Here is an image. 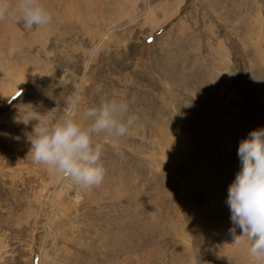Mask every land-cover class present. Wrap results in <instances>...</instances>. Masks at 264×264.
Wrapping results in <instances>:
<instances>
[{"label":"rangeland","instance_id":"374dc122","mask_svg":"<svg viewBox=\"0 0 264 264\" xmlns=\"http://www.w3.org/2000/svg\"><path fill=\"white\" fill-rule=\"evenodd\" d=\"M145 1L124 0L123 13L116 3L82 7L83 26L64 21L56 7L61 16L47 27L7 19L16 39L0 41V94L7 95L0 98V264H139V229L172 236L152 188L160 199L177 195L188 159L190 172L204 170L196 198L214 203L241 168V139L264 128V0ZM131 10L137 20L124 16L114 26ZM25 71L33 79L14 90ZM105 97L127 102L134 119L125 136L96 138L106 169L99 186L83 188L34 163L30 133L38 121L22 119L58 120L77 100L72 115L86 123V110ZM147 181L149 194L138 185ZM211 221L194 234L198 244L187 236L209 257ZM127 255L132 263L122 260Z\"/></svg>","mask_w":264,"mask_h":264},{"label":"clouds","instance_id":"9594fccd","mask_svg":"<svg viewBox=\"0 0 264 264\" xmlns=\"http://www.w3.org/2000/svg\"><path fill=\"white\" fill-rule=\"evenodd\" d=\"M11 17L26 29L53 23V14L43 0H0V21ZM128 109L127 102L105 97L86 110L87 122L82 123L72 115L77 110V100H72L69 113L58 120L22 119L25 125L38 121L30 133L29 154L34 163L76 185L99 186L106 169L101 162L104 145L96 138L101 134L125 136L134 119L128 116ZM237 154L241 168L229 186L227 203L233 224L241 233L237 235L234 228L230 232L233 243L246 250L249 264H264V128L253 129L242 138Z\"/></svg>","mask_w":264,"mask_h":264},{"label":"bare ground","instance_id":"6f19581e","mask_svg":"<svg viewBox=\"0 0 264 264\" xmlns=\"http://www.w3.org/2000/svg\"><path fill=\"white\" fill-rule=\"evenodd\" d=\"M145 2H147V1H145ZM107 3H108V5H111L112 3H116V6H118V9H119V13H123L125 11L124 10V0H109V1L108 0H43V4L48 8V10L52 14L59 15L58 10L56 11L53 9V7H56L57 9L61 10L60 13L63 16L62 18H64V21L65 20H74V21L78 22L79 24L82 23V26H83V24L85 25V22L81 21V16H82L81 8L82 7H88L89 12H90V11H93L94 9H101ZM131 9L133 10V6L131 7ZM132 10L129 12H125L124 15H122L121 17H119L117 19L115 18L117 23L114 24V26L122 27L123 24L121 23V19L124 16H128L127 22H129V23L137 20L138 17H136L133 13H131ZM148 10H149V14H150L152 11L150 9V7L148 8ZM148 10H147V13H148ZM97 12H99V10ZM120 15L121 14H119V16ZM59 16H61V15H59ZM11 19L13 20L12 17H11ZM7 25H8L7 19L4 21H0V41L2 39H4L5 36H8V38H10L11 41L13 42L16 39L15 38V32L8 30ZM45 29H47V28H45ZM114 29H115V27H114ZM112 31H113V26L111 25L107 30L104 31V33L100 37V40L98 39L99 41L97 42L96 46L89 51V56L97 48H99L100 44L104 40H106V38L109 36V34ZM60 35H63V34H60ZM4 40L6 41V39H4ZM44 70H47V69H44ZM22 71H24V70H22ZM27 72H29V71H25L23 73H20V75L17 77L18 82H17V84H15L13 86L14 90L23 86L25 81H30L33 79V76L30 73L26 74ZM24 74H26V75H24ZM6 97H7V95H4L3 93L0 94V98L5 99ZM191 162H192V160H191ZM185 166H186L185 171L187 173V177H185V181L183 180L181 183H178L181 188L179 187L180 190H178L179 188L177 189L178 194L173 196V197L167 196V197H163L162 199L157 198V196L159 194L158 192L160 191L159 187L157 188L158 190L156 188H152V186L150 185V183L148 181L146 183L140 182L138 184L139 187L143 191L147 192V194H149L148 190H150V188L153 189V196L151 198L156 199L155 200V203H156L155 206H157L156 208L158 210L160 209V211H161L159 215L164 216V217L166 216V218L168 219V221L166 220V223L168 222L167 226H168V224H170V226H168V232L170 233V235L172 234V236H169V237L163 236L159 232L160 227H157V229L155 230L156 233L150 232V231L144 232L141 229H139L138 237L140 240H139V244H137V246H136V248H138V250L140 251V259H139L138 263L139 264H187V262H189L190 264H197V263H199V264H227L228 261L231 262L230 258H234V260L235 259L237 260V258H238V264H249V257L246 253V250L243 247L233 243L234 237H233L232 233L230 232V229L234 228L235 233L237 235H239L241 233V229L238 226H235L233 224L232 219H231L232 214H231L230 207L227 203L228 191L218 193L215 197L214 203H211L209 198L197 199L195 192H196V189L201 186V182L204 179L203 178L204 177L203 172H202L203 169L198 168L199 167L198 165H197V167H196V165H194L192 171L190 172L188 167L191 168L190 167L191 165H189L188 159L185 161ZM127 170L129 171L128 167H127ZM130 174H132V173H130ZM184 174H185V172H184ZM61 187H62V189L66 190L69 188V185L63 184ZM190 194H191V196H190ZM185 204L188 205L189 210L185 209L186 208ZM153 207H154V205H153ZM148 211H149V216L151 217L153 210L150 211V207H149ZM139 215H137V216H139ZM138 218H140V217H138ZM207 218H212V220H213V222L211 221L213 224L212 229L210 230L209 235L204 240V241L212 240V242L214 243V248H213L214 254H211L212 255L211 257H209L206 254V250L199 248V246L196 247L195 250H192V247L189 246V244H188L189 239L187 237V236H189L191 238V241L194 242V244H198L199 242L196 241V239L194 238V234L196 235V238H197V236H198L197 232H199L198 230L201 228V225H203V224L207 225V222H208V221L206 222ZM144 219L147 221L148 218L146 219L143 216V220ZM138 220L140 221V219H138ZM127 221H129V219H127ZM152 221H153V219H152ZM148 224H150V223H148ZM159 224L161 226V223H159ZM172 225L175 226V228L177 227V225H179V228L182 231V234L178 233V231H177L178 229L174 231V228L172 227ZM127 226L132 228V221L128 222ZM142 226H143V224H142ZM150 226H151V224H150ZM143 228H145V227H143ZM165 228H167V227H165ZM131 235H132L131 232L127 235V240L129 242L131 241ZM177 235H182V238H178ZM170 237H173L174 241L177 243L176 247L173 246V240ZM199 237H200V235H199ZM164 241H166V242H164ZM204 243H206V242H204ZM207 245L209 246V244H206V246ZM193 247H195V246H193ZM133 251H134V249H133ZM196 257H198L199 259L196 260ZM218 258L220 260H218ZM123 259H126V263H128L127 261H129V263H130L134 259V257L132 255H127L125 257H122V260ZM136 261H137V259H136ZM231 264H233V263H231Z\"/></svg>","mask_w":264,"mask_h":264}]
</instances>
